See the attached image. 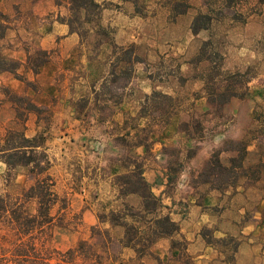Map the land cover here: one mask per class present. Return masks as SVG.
Returning <instances> with one entry per match:
<instances>
[{
	"label": "rangeland",
	"instance_id": "obj_1",
	"mask_svg": "<svg viewBox=\"0 0 264 264\" xmlns=\"http://www.w3.org/2000/svg\"><path fill=\"white\" fill-rule=\"evenodd\" d=\"M127 1L133 2L135 10L145 18L142 24L137 23V25L143 28L140 34L142 41L145 40L150 44H144L142 53H139L135 47V52L141 59L139 62L143 63L142 67L150 72L154 80L165 81L168 75L173 74L175 81L181 87L178 102L183 103L186 109L190 108L187 103L191 96L196 97L203 92L206 97L207 106L191 108L185 113L186 120L180 123V129L199 143L185 151L187 157H190L198 148H205V153L208 154L199 173L185 177L187 182L208 183L210 188L218 190L228 186L226 182L234 178L218 181L212 180L213 177H211L210 182L205 181V165L213 155H218L222 164L232 168L233 174L237 175L234 183L238 178H244L247 183L254 181L260 175L264 176V160H262L264 155V18L260 20L251 18L252 21L249 22L248 16L239 10L246 6L244 2L226 6L220 0H157L158 4L153 6V4L144 3L145 0ZM29 3L30 0H18V3H14L13 0H0L1 6L7 10V25L10 28L5 31L7 36L3 39L2 45L7 50L20 40L22 46L30 48V57H34L37 53L35 37L32 36L29 40V36L23 29L17 35L13 31L17 27L23 28L22 26L28 21ZM175 3H186L188 7L197 8L196 15L207 13L212 16L209 28L198 30V35L194 36L187 47L179 52L167 48L168 44L187 40L190 34L185 30L188 15H183L179 22L175 20L177 15L172 10ZM101 4L104 5L103 8L118 7L117 4L109 2ZM158 7L171 11L167 15L163 12L156 16L154 11ZM102 9L98 17L93 14L76 15L70 11L68 3L63 4V16L57 17L70 21L72 26L80 32V41L92 57L100 50L101 43H111L112 48L107 56V62L108 70L109 72L113 70L114 76L108 73L106 79L91 83L94 93L87 110L85 107L88 105L89 94L88 98L84 97L72 102L78 116L87 118L91 113H96L99 122L111 117L114 112V102L120 98L121 88L129 81L138 64V62L133 64V72L128 77L129 64L126 63L124 47L129 43H115L113 39L115 26L104 23ZM196 15L193 16L190 26ZM112 16L113 14H110L108 18ZM204 22V19L199 18L196 26L203 25ZM133 27L135 28L134 24ZM164 41L165 45L161 48L158 46L157 52L154 53L152 43L162 45ZM114 44L117 47L114 48ZM162 50L167 51L161 53ZM149 55L159 56L160 59L144 58ZM167 82L172 83L170 79ZM26 84L35 87L33 82L27 81ZM0 92L6 101L0 113V137L4 136L8 129L24 131L27 122L30 126L26 128L35 130L33 136H39L38 140L44 138V146H46V138L49 136L47 131L53 114L50 108L33 109L28 103L30 101L28 96L7 87L0 86ZM170 103L168 96L156 90L151 94L148 102L149 112L153 116H164L165 109ZM226 103H229L230 111H224L223 106ZM253 139H257L256 147L252 151L246 150ZM115 142L116 145L121 146H119V153L122 162L131 166L130 170L134 169L132 161L140 162L124 151L128 149L131 142L125 138H116ZM72 148L69 158L53 159L52 154L45 147L52 165L49 173L55 181L53 190L57 194L56 202L51 209V214L55 215L53 223L47 234L42 236L49 247L48 256L45 252L48 262L50 264H164L152 254L150 247L153 242H149L151 239L158 238L156 236L160 227L155 223V219L163 214L158 206L151 203V200L142 197V193H146L143 187L134 182L131 184L123 182L130 170L107 177L109 161L114 153L107 142L101 146L104 154L101 158L99 179L105 180V183H101L102 186L98 192L96 223L84 226L82 213L78 208L80 204L78 192L83 189V186L87 189L88 180L82 179V171L79 167L81 162L73 154L78 148L77 146ZM167 151L169 155L176 157L180 148L172 146L167 148ZM238 164L241 167H237ZM8 174L5 163L0 161V193L21 195L33 183L27 167H16L10 175ZM125 174L127 176L124 178ZM129 178L134 179L131 176ZM132 190H136L137 193L131 192ZM87 196L90 197L87 199H92L97 194L91 193ZM27 208L35 213L37 201L30 199ZM122 223L127 224L123 226ZM201 233L208 241H212L221 248L227 259H231L238 243L234 237L214 238L207 227L202 228ZM129 239L131 244L126 246ZM6 240L4 229L0 227V244H6ZM186 243V240L175 234L170 241L172 247L181 251L186 247ZM182 258L184 264L190 263L185 255H182Z\"/></svg>",
	"mask_w": 264,
	"mask_h": 264
},
{
	"label": "crops",
	"instance_id": "obj_2",
	"mask_svg": "<svg viewBox=\"0 0 264 264\" xmlns=\"http://www.w3.org/2000/svg\"><path fill=\"white\" fill-rule=\"evenodd\" d=\"M94 1L118 5L115 8H103L102 19L105 24L115 26L113 37L115 43L128 42L142 53L144 44L150 42L142 41L140 38L143 28L137 23L142 24L145 18L135 10L134 3L127 0ZM13 2L18 3V0ZM240 2L246 4L239 10L248 16L249 22L252 21L251 18L259 20L264 18V0H237L236 4ZM144 3L153 6L158 4L157 0H145ZM63 4L68 3L63 1L57 4L56 0H30L28 21L23 28L17 27L13 31L17 35L23 29L29 40L34 36L36 48L48 51L49 59L40 66L38 72L34 73L26 66L27 56L30 55L29 47L22 46L20 40L16 41L12 48L5 50L3 47L4 54L20 62L16 73L24 78L20 80L14 74L5 71L0 73V86L28 96L38 107L50 108L53 114L45 147L53 159L69 158L72 146H77L78 150L73 154L81 162L79 167L82 179L88 180L87 189L83 186L78 192L80 195L78 208L81 210L84 226L96 223L98 192L101 183H105V180L99 179L101 158L104 154L101 146L107 142L114 151L109 161L107 177L121 174L130 170L131 166L122 162L120 145H116L115 139L125 138L131 144L124 151L140 162L142 176L159 200V211L177 223L178 231L174 234L187 242L181 251L170 244L174 234L169 237H158L150 247L157 259L164 264H184L182 255H185L190 260L189 264H264V176L260 175L247 183L244 178H238L235 183L222 190L210 188L208 183L203 182L191 184L185 178L194 173L197 175L208 158L205 148H198L187 157L185 151L199 143L180 129V123L186 120L185 113L191 108L207 106L204 93L196 97L191 96L187 103L190 108L186 109L183 103L178 102L181 87L173 74L168 75L165 81L154 80L150 72L142 67L143 63L138 62L133 75L121 88L120 98L114 102L111 117L99 122L96 113H91L87 118L78 116L72 102L88 98L89 94L85 110L88 109L94 93L91 83L106 79L109 73L107 56L112 46L109 42L101 43L97 54L90 56L79 35L70 31L65 20L57 18L58 15L63 16ZM0 11L7 14L6 8L1 4ZM170 11L158 7L154 12L157 16L163 12L167 15ZM197 13V8L188 7L184 13L177 14L176 22H179L183 15H188L185 30L190 35L187 40L168 44L167 48L179 52L198 35V32L195 34L192 32L190 26L193 16ZM110 14L113 16L108 18ZM6 36L5 33L4 38ZM165 43L164 41L159 45L153 42L154 53L157 52L158 46L161 48ZM166 51L162 50L161 53ZM144 58L160 59L159 56L151 55ZM168 79L172 83L167 82ZM27 81L33 82L35 87L26 84ZM156 90L171 100L164 116H153L149 112L148 102ZM5 102L0 92V113L6 105ZM223 109L230 111L229 103L224 104ZM25 126L30 124L26 122ZM26 127L25 135L32 137L36 131ZM251 142L246 147L248 151L254 150L257 139ZM172 146L180 148L176 157L168 154L167 148ZM49 169H52V165ZM91 193L97 196L87 199L90 198L87 195ZM204 227L211 230L214 238L231 236L237 240V247L231 259H227L221 248L202 235L201 229Z\"/></svg>",
	"mask_w": 264,
	"mask_h": 264
},
{
	"label": "trees",
	"instance_id": "obj_3",
	"mask_svg": "<svg viewBox=\"0 0 264 264\" xmlns=\"http://www.w3.org/2000/svg\"><path fill=\"white\" fill-rule=\"evenodd\" d=\"M63 1L69 3L70 11L76 15L93 14L99 16L100 10L104 7L103 4L97 3L94 0H56L57 4ZM237 0H224L226 6L236 3ZM188 5L186 3H175L172 10L174 14H181L186 11ZM204 19L203 25L196 26L198 19ZM212 16L203 13L194 17L191 30L195 34L200 29H208ZM7 15L0 11V73L8 71L20 80H23L22 75L16 73L20 66V62L4 54L2 40L5 36V31L8 28ZM70 31L80 32L74 28L70 21H66ZM81 35V34H80ZM117 45L114 44V48ZM125 49L126 63L128 77L133 72V64L139 62L141 59L135 52L133 44H128ZM50 53L46 50L37 49L36 56H27L26 66L34 73L38 72L40 66L49 59ZM115 72L111 70L110 76H114ZM225 102V101H223ZM33 109L39 107L28 101ZM39 136L28 137L21 129H8L4 136L0 137V161L5 163L6 170L10 175L16 167L23 166L29 170V175L33 183L24 190L21 195H10L8 193H0V227L4 229V236L7 239L6 244H0V264H50L48 262L49 254L48 244L42 239V236L47 234L53 223L54 216L51 214V209L54 206L57 194L53 190L55 181L49 173L51 166L48 154L45 151L44 138L39 139ZM214 157V158H213ZM133 162L134 169H131L123 177L127 178L123 181L131 184L136 183L143 187L146 191L142 193V197L146 200H151L152 204L159 206L158 198L151 192L149 184L142 176L141 164ZM205 181L212 180H225L227 178H234L226 184H233L237 175L233 174L232 168L222 164L218 155H213L208 162H206ZM237 167H241L240 164ZM134 177L131 180L129 177ZM131 192L137 193L136 190ZM30 199L37 201V208L35 213H32L27 208V203ZM124 217V216H123ZM155 223L160 227L156 237L170 236L178 231V225L172 221L168 215H163L155 219ZM127 223H122L126 226ZM136 232V231H134ZM2 238V237H1ZM156 238L151 239L149 242H154ZM209 242H212L209 240ZM213 243V242H212ZM130 239L126 246H129Z\"/></svg>",
	"mask_w": 264,
	"mask_h": 264
}]
</instances>
